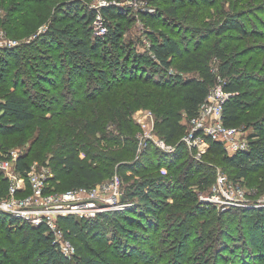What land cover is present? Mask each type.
<instances>
[{
    "label": "trees",
    "instance_id": "trees-1",
    "mask_svg": "<svg viewBox=\"0 0 264 264\" xmlns=\"http://www.w3.org/2000/svg\"><path fill=\"white\" fill-rule=\"evenodd\" d=\"M42 1L47 4L44 6ZM161 1L164 6L161 14L176 19L183 6L174 1ZM13 2H23L20 11H25V17L22 18L26 20L25 23H7L3 19L0 26L7 23L8 32L17 37L31 34L37 28L36 21H32L35 17L28 16L33 10V0ZM53 2L54 0H36L38 5L44 6L43 11L48 10ZM72 5L71 22L69 20L67 24L66 20L56 21V16L46 14L38 22L42 23L47 18L48 26L33 41L25 46L23 44L5 49L1 54L2 59L12 62V66L25 67V71L20 70V75H27L31 85L37 87L34 82L37 75L51 67L53 69L55 62L46 57H36L34 47L42 44L55 50L65 65L69 66L60 80L69 87L66 88L69 96L73 95L74 98L66 100L62 107L50 108V105L60 103L56 96L48 99L44 94L35 93L31 100L27 97V90H21L10 82L9 69L0 70V138L19 135L29 129L28 125L36 121L37 112L47 115V118H43V122L47 124L35 123L39 135L32 146L38 158L48 157V167L54 174L49 180L50 185H54L58 193L87 189L112 174L142 169L150 156H154L157 162L170 161L171 156L161 153L158 148L153 152L144 150L136 158L140 139L143 138L139 137L137 140V135L145 133L144 129L147 127L136 122L133 114L141 108H148L154 116L153 129L157 136L175 149L174 159L180 160L179 165L167 164L166 167L173 176L185 174L186 184L182 189L184 194L178 198L184 205L191 206L185 210L188 220L190 210H195V214H202L197 199L191 198L189 192H186L195 171L199 173L201 185L213 180L215 170L220 167L233 180H250L252 186L264 193V79L258 80L251 78L249 74L238 73L235 65L240 63V54H227L231 46L226 41L229 36L225 33L228 30L242 32L240 13L225 14L221 23L207 28L192 27L193 34L198 35V38L188 50H183L175 37L166 32L152 35L148 50L160 69L166 71L172 64L171 59L178 58L184 70L194 71L197 76L151 81L129 68V58L120 62L119 58H107L108 53L104 50L107 45H111L113 50H129L122 40V25L110 23L118 19L115 5L106 3L99 10L84 8L83 11L79 10V1ZM27 6H30L29 10H24ZM98 13L101 14L102 24L106 29L103 35H94L92 31ZM140 16L149 21L153 28L157 27L151 14L140 11ZM29 50V56L21 57V52ZM212 58H216L219 64L217 73L208 64ZM261 71H264V67ZM253 80L254 86L259 82L256 90L246 88V84H251ZM218 84L230 94L223 106L222 123L226 127L239 128L245 125L248 129L251 128L247 148L228 154L222 144L211 141L208 151L202 156L201 164L197 163L195 166L190 160L188 164L181 163L189 154L181 141L188 131L182 120L194 117L199 106L206 100L209 90ZM57 117L64 119L63 123ZM74 125L76 126L73 127ZM47 139L50 142H46ZM147 146L154 147L149 140L144 149ZM29 157V153H26L15 160V170L22 176L30 168ZM151 164L153 163L149 162ZM177 169H181L182 174ZM166 184L164 176L135 181L125 188L124 201H134L137 205L131 211H135L147 224H155L163 199L168 196ZM0 186V193L7 190L8 182L5 178H0ZM248 212L251 213L253 227L258 228L259 232L264 231V207ZM109 219L110 216H107L104 221ZM61 222L69 228L70 234L66 236L72 237L73 242L76 237H80L79 229L90 228L95 224L85 222L83 228H80L79 223L72 218H63L59 223ZM202 226L203 230L211 231L209 221L203 220ZM210 234L206 232L204 240H212ZM93 240L96 247H92V244H87L86 248L78 246V252L68 259L45 225L12 229L8 227L6 217L0 216V264H106L97 247L101 245L100 240L97 241L96 236ZM83 242L86 244L87 240ZM117 251L120 252L119 249ZM156 251L152 249L151 254L145 255L133 251L132 254L139 262L152 264V261H156L155 264H159L160 258Z\"/></svg>",
    "mask_w": 264,
    "mask_h": 264
},
{
    "label": "rangeland",
    "instance_id": "rangeland-1",
    "mask_svg": "<svg viewBox=\"0 0 264 264\" xmlns=\"http://www.w3.org/2000/svg\"><path fill=\"white\" fill-rule=\"evenodd\" d=\"M75 1L80 2V11H83L84 8L99 10L100 2L111 3L117 7L118 19L110 21V23L122 25V40L129 50L128 52L122 49L113 50L111 45H107L104 47L108 53L107 58H119V62L124 58H129V68H132L136 74L144 79L151 81H165L178 76L181 78L197 76L194 71L184 70L181 67V60L178 58L171 59L172 64L166 71L160 69L154 63L148 50L152 35L157 36L159 32H166L167 35L175 37L183 50H188V48H192V44L198 38V35L193 34L192 27L207 28L221 23L225 14L240 13L239 24H241L242 32L228 30L225 33L229 36L226 41L231 46L227 54L230 56L234 55L235 52L240 54L239 57L241 58L238 59L240 63L235 65L238 73L249 74L251 78H258V80L264 79V71H261V68L264 67V0H169L183 6L176 19H170L161 14L164 8L161 0H60L59 2L54 0L50 8L45 11H43L47 4L45 1H42L43 6L38 5L36 0H33V10L29 12L28 16L35 17L32 21H36L37 28L31 34L20 37L8 32L7 23H25L26 20H22L25 17V11H20L23 2L17 4L13 0L3 2L1 0L0 21L4 19L7 23L0 26V70L7 71L9 69L10 82L15 83L16 87L21 88V90H27V97H30L31 100L35 93L44 94L48 99L51 96H56L60 103L50 105V108L62 107L66 100L74 98L73 95L69 96L66 89L69 87L60 80V76L69 66L65 65L59 53L42 44L34 47L33 52L36 57H46L51 62H55L53 69L52 67L49 70L45 69L46 72L37 75L34 81L37 87H34L27 75H20V70L25 71V67L12 66V62L2 59L1 52L23 44L25 46L33 41L35 36L42 33L48 26L47 21L49 20L47 18L42 23L41 21L38 22L46 14L50 17L56 16V21L66 20L67 24L69 20L71 22L73 19L72 4ZM13 5L15 6L12 7ZM29 7L27 6L24 10H29ZM140 11L151 14L154 19L153 23L159 28H153L149 21L140 16ZM49 16L48 19H50ZM92 31L94 35L99 34L100 24L93 25ZM30 52L29 50L19 53L23 57L24 55L29 56ZM208 64L214 72H218L219 64L216 58L210 59ZM254 81L251 84H246V88L256 90L259 82L255 83L256 86H254ZM85 86H88L87 83ZM66 97L68 98L65 99ZM50 115L53 116L51 112ZM133 115L136 122L147 127L144 129L146 132L138 133L136 139L144 137L145 134L154 145V147L147 146L144 149L146 142H142V147L138 149L136 158L140 157L144 150L153 152L158 148L161 153L171 156L170 161L157 162L154 156H150L142 169L136 172L128 170L121 174H112L95 186L87 188L96 190L99 188L100 199L98 202L92 208L79 207L65 218H72L73 221L79 223L80 228H83L85 222H93L95 226L79 229L80 237L79 239L76 237V241L73 242L72 237L66 236V234H70L69 228L62 222L59 223L62 218H58V227L63 234V239L69 241L74 247V254L78 252V246L86 248L87 244H92V247H96L93 240L96 236V240H100L101 243L97 247L100 255L105 258L106 264H145L139 262L132 253L139 251L144 255L151 254L152 249L157 250L156 254L160 258L159 264H264V231L259 232L258 228L253 227V222L250 221L251 213L248 212L251 209L257 210L264 207V193L252 186L250 180H233L228 174L222 172L220 167L215 170L213 180L201 185L199 184V173L195 171L194 176H191L186 192H189L191 198L197 199L202 214H195V210H190V219L188 220L185 210L191 206L184 205L178 198L184 194L182 189L186 184L184 182L185 174L181 173V169H177L182 176H173L166 167L167 164L179 165L180 160L174 159L175 149H161L159 146L158 142L161 139L153 129L154 116L150 109L141 108ZM43 118H47V115L37 112L35 123L47 124L43 122ZM67 118L70 117L67 116ZM57 120L61 123L64 121L58 117ZM35 123L29 124V129L19 135L0 138V158L8 157L14 162L19 155L29 153L28 162L31 170L40 173L42 170H46L45 177L51 180L54 174L48 167V157L38 158L35 148L32 146L39 135ZM182 123L187 126L188 133L190 128L188 121L183 118ZM238 130L237 139L241 141L247 140L252 132L251 128L248 129L245 125L240 126ZM46 142H50V140L47 139ZM189 160L193 161L195 166L202 162V158L197 160L189 152L181 160V163L186 162L188 164ZM149 162L153 164L149 165ZM158 176L166 178L168 196L163 199L162 209L156 215L158 216L156 223L148 222L147 224L135 211H131L137 204L135 205L134 201H124L123 194L125 188L133 182ZM115 177L119 181L117 185L115 184ZM0 178L4 179L5 175L0 173ZM50 184L48 182V194L58 197L61 193L56 192L54 185ZM26 191L24 194L30 193L28 188ZM0 194V196L6 197L5 190ZM111 196L116 199L112 201L113 204L107 200ZM107 216H110V219L106 222L104 218ZM203 220L209 221L211 231L203 230ZM206 232L211 233L212 240H204ZM83 240H87L86 244ZM118 249L120 252L117 251ZM155 263L157 262L152 261V264Z\"/></svg>",
    "mask_w": 264,
    "mask_h": 264
},
{
    "label": "built area",
    "instance_id": "built-area-1",
    "mask_svg": "<svg viewBox=\"0 0 264 264\" xmlns=\"http://www.w3.org/2000/svg\"><path fill=\"white\" fill-rule=\"evenodd\" d=\"M99 4L100 7L106 5L105 2ZM102 22L101 14L98 13L93 24H100V33L97 35H103L106 31ZM229 95L220 84L212 87L206 100L199 106L196 115L187 120L190 126L189 132L183 136L181 141L195 159L200 160L202 158L208 151L211 141L222 144L228 154L247 148V140L237 139L238 128L226 127L222 123L223 106ZM147 138L148 136L144 135L140 139L139 149L142 147V142L145 143L149 140ZM158 144L161 149L170 150L173 148L166 145L162 140ZM14 163L15 161L13 162L8 157L0 158V173L5 175L8 182L6 197L0 196V216L6 217L8 227L12 229L45 225L53 234L54 242L58 244L63 255L71 259L75 249L69 241L63 239V234L58 227V218L63 219L82 206L94 207L100 199L99 188L97 190L80 188L54 197L49 195L47 191L49 180L45 177L46 170H42L41 173L33 172L30 166L26 175L22 176L15 170ZM118 182L116 178L115 184L117 185ZM27 188L30 193L26 195L24 193L27 192ZM107 200L112 203L116 199L111 196Z\"/></svg>",
    "mask_w": 264,
    "mask_h": 264
}]
</instances>
